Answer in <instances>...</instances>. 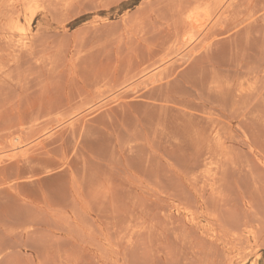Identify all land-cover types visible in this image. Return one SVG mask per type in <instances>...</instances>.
Listing matches in <instances>:
<instances>
[{"label":"rangeland","instance_id":"obj_1","mask_svg":"<svg viewBox=\"0 0 264 264\" xmlns=\"http://www.w3.org/2000/svg\"><path fill=\"white\" fill-rule=\"evenodd\" d=\"M0 264H264V0H0Z\"/></svg>","mask_w":264,"mask_h":264},{"label":"bare ground","instance_id":"obj_2","mask_svg":"<svg viewBox=\"0 0 264 264\" xmlns=\"http://www.w3.org/2000/svg\"><path fill=\"white\" fill-rule=\"evenodd\" d=\"M23 36V35H22ZM29 38V36L27 35V33H25V35L23 37L20 38L19 40V45L20 46H26V41ZM191 43V42H190Z\"/></svg>","mask_w":264,"mask_h":264}]
</instances>
